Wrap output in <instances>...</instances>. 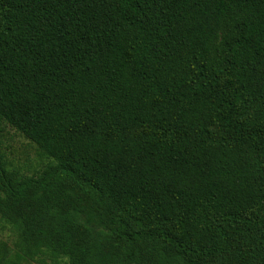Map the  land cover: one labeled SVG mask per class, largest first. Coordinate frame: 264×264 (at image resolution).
I'll return each mask as SVG.
<instances>
[{
    "label": "trees",
    "instance_id": "1",
    "mask_svg": "<svg viewBox=\"0 0 264 264\" xmlns=\"http://www.w3.org/2000/svg\"><path fill=\"white\" fill-rule=\"evenodd\" d=\"M0 223L68 264H264V0H0ZM0 264H9L0 262Z\"/></svg>",
    "mask_w": 264,
    "mask_h": 264
},
{
    "label": "rangeland",
    "instance_id": "2",
    "mask_svg": "<svg viewBox=\"0 0 264 264\" xmlns=\"http://www.w3.org/2000/svg\"><path fill=\"white\" fill-rule=\"evenodd\" d=\"M0 151L7 167L24 174H35L49 159L36 143L6 123H0ZM0 262L9 264H68L65 257H54L48 250L33 247L9 222L0 223Z\"/></svg>",
    "mask_w": 264,
    "mask_h": 264
}]
</instances>
